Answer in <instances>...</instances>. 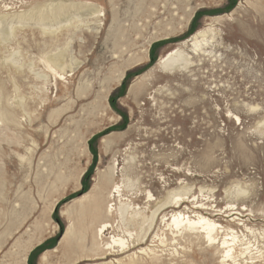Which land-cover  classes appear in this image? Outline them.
<instances>
[{"label":"rangeland","instance_id":"rangeland-1","mask_svg":"<svg viewBox=\"0 0 264 264\" xmlns=\"http://www.w3.org/2000/svg\"><path fill=\"white\" fill-rule=\"evenodd\" d=\"M137 1L75 0L103 16L47 29L44 13L60 0L0 2V113L20 122L0 115V234L12 229L0 235V264H111L84 256L90 232L75 247L63 239L79 225L75 200L109 167L138 207L148 191L155 202L184 197L181 210L205 204L238 236L235 264H264V0H161L153 11ZM208 27L220 58L199 64L181 42ZM174 48L194 64L157 66ZM61 50L77 66L55 79L45 60ZM86 83L91 92L78 98ZM159 219L165 244L149 238L154 254L128 261L132 250L124 264L232 263L194 235L167 244ZM240 243L250 246L242 257Z\"/></svg>","mask_w":264,"mask_h":264},{"label":"bare ground","instance_id":"bare-ground-1","mask_svg":"<svg viewBox=\"0 0 264 264\" xmlns=\"http://www.w3.org/2000/svg\"><path fill=\"white\" fill-rule=\"evenodd\" d=\"M109 1L112 2L113 0ZM162 1L164 3L161 6H165L167 0ZM158 3L161 4V0L137 1L139 6L148 7L152 11L155 10ZM50 5H52V7H49V11L44 13L46 25L44 26V29L49 28L48 25L51 26L50 22L54 20L55 24L63 26V24L70 25L74 22L76 24V22L80 21L83 17L86 19V22L90 21L91 19L98 22L100 20L99 17L103 16L101 14V8L92 2L76 3L75 0H60V2ZM115 16L116 11L113 12V17ZM207 31H209V27L205 29H199L195 31V33H193L189 38L181 42L182 45L184 43H189L190 51L192 54L198 56L199 64H201V57L214 58L215 61L220 58V53L214 50V46H216L214 36H209ZM3 32L4 36L8 34V32ZM170 32L171 31H168L167 34H170ZM65 53L66 52L64 50H61L57 53L55 51L54 54L48 56L45 60L46 68L52 73L55 79H61L62 75L66 73L67 68L69 71H73L77 66V64L71 65L66 63L67 55L65 56ZM191 58L192 56L190 54L186 55L185 57L178 48H174L159 59L157 66L162 68V66L165 65H191L194 64L190 60ZM90 92L91 88L89 83H86L82 86H78L76 96L78 98L82 96L86 97ZM73 103L67 107L53 110L49 115V119L52 120L54 115H56V118L60 117L61 112L72 109ZM0 115L7 126L11 124H20L16 116L8 108L3 109ZM238 119L239 118H237V120ZM54 122L55 121L52 123ZM112 172V167H109V172L107 173L98 172L97 182L91 186L88 192L84 193L75 200V214L79 220V225L78 227H74V237L68 238L70 227L66 228V231L63 235V239L66 240L68 244L74 245L75 247L76 244L74 243L78 241L82 243L81 241L84 240L86 232H90V245H83V251L86 253L84 256H86L87 259L89 257H94L93 259H103L107 256H113L111 257V264H124V261H122L120 256L132 250L134 251L128 258V261H133L134 257H139V255L154 254L155 248L153 249L151 248L152 246L147 245L149 238H151L150 242H153L155 238L158 239L160 244L164 245L166 242V238H164L165 236L159 237L158 235L161 231L157 233L158 227H156V225L157 220L160 217L159 224L162 222L164 223V229L167 230L166 232H168L171 238L167 244H172V242H174L175 238L177 237L181 240L185 235H194V238L206 243L208 242L209 245L220 246L222 249V261H232L230 264H235L237 255H234V250L238 246L237 243L239 238L237 235H235L233 229L231 230L228 228L224 232L223 227L210 217L208 212L211 211V208L203 203L196 202L193 203V205L188 209L184 208L185 210H181L180 207L183 205V203H185L184 197H172L170 193L167 192V195L163 200H158L155 202L157 198H155L154 195L149 191L147 194H145L146 196L144 195L146 197L148 206L143 208L138 207L132 202L133 197L131 198L130 196L131 199L129 198V193H127L128 191L124 190L122 186L112 181ZM0 195H5V191L2 189V187L0 188ZM146 209L148 210L146 211ZM168 209H170V214L164 213ZM2 220L3 218H0V222ZM22 221L23 219L19 221L18 225H20ZM11 230V227H8L2 233H10ZM221 232H224V236L219 238V234ZM5 236L8 235L5 234ZM75 236L76 240H73ZM240 244L245 245L243 247L244 251L240 252L238 255L242 257L243 254L249 253L247 249H249L250 246L247 245L248 243ZM1 246L2 245L0 241V247ZM25 258L26 256L24 259ZM246 263L250 262L246 261ZM18 264H20L19 259Z\"/></svg>","mask_w":264,"mask_h":264},{"label":"built area","instance_id":"built-area-1","mask_svg":"<svg viewBox=\"0 0 264 264\" xmlns=\"http://www.w3.org/2000/svg\"><path fill=\"white\" fill-rule=\"evenodd\" d=\"M4 9L8 10L12 8L14 5H18L21 7L24 5L25 0H0Z\"/></svg>","mask_w":264,"mask_h":264},{"label":"water","instance_id":"water-1","mask_svg":"<svg viewBox=\"0 0 264 264\" xmlns=\"http://www.w3.org/2000/svg\"><path fill=\"white\" fill-rule=\"evenodd\" d=\"M81 195V194H80Z\"/></svg>","mask_w":264,"mask_h":264}]
</instances>
